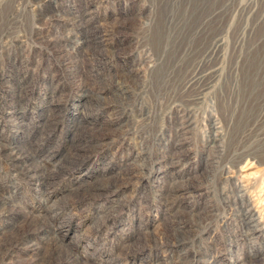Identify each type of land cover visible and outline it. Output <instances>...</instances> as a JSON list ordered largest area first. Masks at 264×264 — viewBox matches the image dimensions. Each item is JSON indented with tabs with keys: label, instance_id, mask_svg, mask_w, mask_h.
<instances>
[{
	"label": "rangeland",
	"instance_id": "rangeland-1",
	"mask_svg": "<svg viewBox=\"0 0 264 264\" xmlns=\"http://www.w3.org/2000/svg\"><path fill=\"white\" fill-rule=\"evenodd\" d=\"M246 160L264 0H0V264H264Z\"/></svg>",
	"mask_w": 264,
	"mask_h": 264
},
{
	"label": "bare ground",
	"instance_id": "bare-ground-1",
	"mask_svg": "<svg viewBox=\"0 0 264 264\" xmlns=\"http://www.w3.org/2000/svg\"><path fill=\"white\" fill-rule=\"evenodd\" d=\"M85 45L89 43L88 37L83 36V42ZM84 103L82 105V109H81V114L85 116V100H86V96H84ZM95 100H98V98L94 97ZM213 128L215 129L216 127L213 126ZM216 130V129H215ZM214 136L212 137V143L214 145H217L218 147L221 144V137H219V135L217 134V132H214ZM5 151V150H4ZM2 151V152H4ZM8 157L10 158V160L15 161L17 166L21 167V168H25L27 169V171L29 173H31V177H34L36 180H38L39 182H47V176L45 174H43L42 169L37 167H30L29 164H27L26 158L22 157H18L17 155L15 156L13 153L8 154ZM17 159H22L24 160V164L23 162H21V164L18 162ZM25 161H26V165H25ZM38 174V175H37ZM262 176L264 177V169H259L257 168L256 170L253 168V163L249 162V161H245V164L242 165L239 169V176H240V181L237 185L238 191L241 193V198H243L242 200L245 201L248 206L247 208L243 209V213L245 215V219L247 220L248 223V227L250 230L257 228V225H259L261 223V217H260V213L257 210V208L252 204V199L250 198V196L246 195L247 191L249 190V188L251 187L250 183H249V179L252 178L253 176ZM260 176V177H261Z\"/></svg>",
	"mask_w": 264,
	"mask_h": 264
}]
</instances>
